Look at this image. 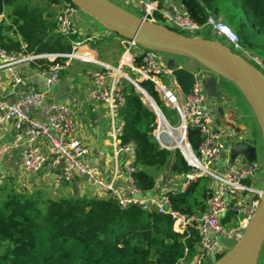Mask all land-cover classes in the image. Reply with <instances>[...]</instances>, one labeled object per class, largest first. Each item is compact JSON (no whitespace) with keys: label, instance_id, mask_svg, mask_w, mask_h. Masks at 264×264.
I'll return each instance as SVG.
<instances>
[{"label":"built area","instance_id":"2783aa9c","mask_svg":"<svg viewBox=\"0 0 264 264\" xmlns=\"http://www.w3.org/2000/svg\"><path fill=\"white\" fill-rule=\"evenodd\" d=\"M120 1H128L140 11L139 16L145 20L155 22V14H158L165 26L183 34L189 32V35H194L198 31L209 29L215 39L225 41L223 43L235 53L239 54L236 51H241L242 54L239 55L253 65L262 67V62L257 56L240 47L237 35L224 23L221 16L211 14L204 25H198L191 20L181 0ZM78 11L71 2H64L55 15L56 31L59 34L79 37L71 41L70 53L10 54L0 47V70L4 71L12 88L22 84L24 77L21 67L28 65L30 61L39 57L50 60L56 57L65 58L63 63H54L48 69L37 71L42 79L39 88L22 91L15 100L0 98V124H7L10 128V138L5 142L0 141V164L9 151L17 150L25 173H35L46 167L50 176L59 183H70L74 176L86 175L98 197H112L122 207L135 204L143 210L155 209L159 213L168 214L173 221L172 228L175 232L189 237L190 232L196 230L199 235L194 245L193 257L190 260L183 258L178 264H209L227 249L219 237L237 240L256 209L262 191L255 185L252 177L259 167L256 164L258 162H248L237 156L232 162L227 161L222 169L221 163L228 146L239 141V135L230 126L216 125V106L205 98L201 76L194 74V82L185 94L171 70L163 65L158 53L143 49L133 39L119 35L117 39L121 52L118 63L111 65L97 60L85 47L95 43L96 39H102V34L74 25L73 16ZM73 59L97 65V69L89 73L92 88L88 99L102 104L108 113L112 173L107 179L89 165L88 148L76 136L77 121L74 109L66 102L49 97L51 87L59 81L62 70L67 68ZM136 59H139L140 64H137ZM162 76L169 77L170 87L161 82ZM142 81H150L159 98L176 111L179 122L175 128L184 134L185 149L188 153L183 157L192 168L190 173L175 175L177 179L180 178L177 184L169 185L167 181H162L161 185L157 183L156 187L148 192H142L133 178L136 170L133 164L134 145H122L118 138L123 126L118 111L124 102L125 84L129 83L139 91L143 89L140 85ZM156 117L157 124L153 134L158 144L164 148H176L167 147L160 141V136L165 132L174 138L176 135L163 114L156 113ZM189 127L196 128L200 135L196 152L192 151L187 140ZM44 145L47 146V151L44 150ZM181 148L179 144L182 151ZM120 166L124 167V185L117 182L121 173ZM4 171L8 170L0 171V183L9 175ZM199 175L207 176L212 182V185H209L211 195L205 202L202 215L192 217L172 210L167 193L184 191L188 183ZM229 210H234L236 217L237 213H241L244 218L226 227L223 220L226 215H230Z\"/></svg>","mask_w":264,"mask_h":264},{"label":"trees","instance_id":"16d2710c","mask_svg":"<svg viewBox=\"0 0 264 264\" xmlns=\"http://www.w3.org/2000/svg\"><path fill=\"white\" fill-rule=\"evenodd\" d=\"M64 2L70 3L69 0H0V47L10 54L70 53L71 41L79 37L61 35L55 26L53 7ZM181 2L198 25H204L211 14L221 16L237 35L240 47L261 60L262 67H256L264 73V0ZM6 7L9 11L4 14ZM154 20L162 23L158 14ZM201 32L196 34L202 35ZM99 42L96 39L90 46L94 48ZM64 60L39 57L28 65L41 71ZM136 61L140 64L139 59ZM140 85L171 125L176 111L159 98L150 81H142ZM123 98L118 111L123 126L118 138L122 145H134L136 186L142 192L153 190L157 173L167 167L173 175L190 173L192 168L178 148L158 144L153 134L157 117L144 103L142 93L126 83ZM187 140L196 152L200 144L196 128L187 129ZM181 147L185 152V146ZM208 182L207 176L199 175L184 191L168 192L171 209L186 216L202 215L212 191ZM45 193L22 187L13 175L3 178L0 264H178L195 253L198 232L192 230L189 237L175 232L168 214L143 210L135 204L122 207L112 197ZM258 264H264V244Z\"/></svg>","mask_w":264,"mask_h":264},{"label":"water","instance_id":"95a60500","mask_svg":"<svg viewBox=\"0 0 264 264\" xmlns=\"http://www.w3.org/2000/svg\"><path fill=\"white\" fill-rule=\"evenodd\" d=\"M80 12L91 17L101 27L127 39H133L141 48L183 56L187 63L178 65L174 60L167 67L171 70L183 93L187 94L194 82V74L202 77L203 94L213 102L219 115H223V101L218 91L219 80H226L238 89L253 111L263 141L264 156V73L243 56L235 53L219 39H207L202 35H186L163 23L148 21L112 0H69ZM82 14L73 16V24L79 25ZM198 64L203 69L195 70ZM148 100V107L162 115L155 101L143 89L139 90ZM175 147L179 149L176 143ZM230 161L241 155L248 162L258 161L256 148L246 141L228 146ZM181 154L183 152L179 149ZM2 166L0 164V171ZM87 180V176L83 175ZM264 184V178H263ZM255 211L246 222L237 240L219 237L227 246L225 252L209 264H258L264 244V185ZM140 196L138 195V198ZM228 214L236 215L234 210ZM239 220L244 215L237 213Z\"/></svg>","mask_w":264,"mask_h":264},{"label":"crops","instance_id":"0c3cea01","mask_svg":"<svg viewBox=\"0 0 264 264\" xmlns=\"http://www.w3.org/2000/svg\"><path fill=\"white\" fill-rule=\"evenodd\" d=\"M86 28L90 32L102 34L103 38H106V40H111V37H114L115 38L114 44L117 45L118 39L116 36L111 35L110 34L111 32L102 31L100 29L96 30L97 28L95 29V26L86 27ZM95 47H97V45ZM106 48L109 49L110 47H106ZM94 49L95 48H92L91 46L85 47V50L90 52L93 56H95L96 54ZM118 61H119V57L117 58L116 64L118 63ZM21 69L23 72L22 76L24 77V80L21 85L15 88H12L10 86L6 74L4 73L3 70H0V98L15 100L16 97L22 91H26L31 88L35 89L40 87V83L42 79L40 78L36 70H33L29 65H23ZM96 69L97 68H95L94 70ZM85 70L87 71L75 70L71 73H67V70L64 71L60 75L59 81L51 87L49 92V97L55 98L62 102H66L74 109L75 119L77 121L76 136L79 137L88 148L89 165L93 167L103 178L107 179L112 173V166L110 165L111 135L107 125L108 113L106 108L102 104L88 99V93L92 88V82L89 79V73L91 72V70L88 69ZM217 115L218 118L216 121V125L218 126L229 125L227 123L229 122V119L227 115H225L224 106H223V115H219L218 112ZM169 137L171 140L174 139L172 135H170ZM9 138H10L9 125L0 124V141L5 142ZM183 139L185 140L184 134H182V140ZM43 148L44 150L47 151L46 145H44ZM238 158L244 159V157L241 155H239ZM227 161L232 162L230 161L229 150H227V153H225L224 161L221 163L222 169L225 167V163ZM1 166L2 169L8 171H20V172L23 171L21 167L19 152L17 150L9 151L7 155L4 157ZM120 169H121V173L118 175L117 182L119 184L124 185L125 184L124 167L120 166ZM34 180L35 181L32 182V179H30V181H28V179H25L23 182L20 179V184H23L25 187H27V189L30 187L29 185H32L33 183L39 184L41 188H35V189L45 190L47 189V186L52 187L53 184L50 181L52 180L54 182V185L57 186L59 189L64 188L66 191H74L73 193L78 196H82V194H84L85 192H88L86 195H97L96 191L92 189V186L89 183V181L83 179V177L74 176L71 182L67 183V187L63 186L62 184L58 185L59 182L55 181L50 176V172L46 167H44L39 171V175H37V177H35ZM208 184L211 186L212 182L209 181ZM187 260H190V258H187Z\"/></svg>","mask_w":264,"mask_h":264},{"label":"rangeland","instance_id":"374dc122","mask_svg":"<svg viewBox=\"0 0 264 264\" xmlns=\"http://www.w3.org/2000/svg\"><path fill=\"white\" fill-rule=\"evenodd\" d=\"M112 1H114V2L117 1L122 7L126 8V9H128V7L130 6V7H132V10L134 12L141 15L140 11L138 9H135L134 6H132L128 1L124 2V3H122L120 0H112ZM60 6L53 7L55 14H57V12L59 11ZM128 10H130V9H128ZM132 10H130V11H132ZM8 11H9V7H6L4 14H6ZM78 12L82 14V20L79 21V26H82V27H93V26H95V29L97 28L96 30L100 29L102 31L111 32V31L101 27L91 17L83 14L80 11H78ZM184 33L186 35L191 34L189 32H184ZM110 34L114 35L116 37L118 36V34H116L114 32H111ZM201 34L205 38H209V39H215L216 38L209 31V29H204V31L202 30ZM99 41L100 42L97 43V47H94L95 48L94 50L96 52L95 58L101 62H105V63L111 64V65H116L117 58L119 57V54H120V48H119L120 46L118 44V40H117V45L114 44V42H115L114 37H111V40H106V38H103V36H102V39H99ZM223 42H225V41H223ZM87 46L89 47V45H87ZM106 47H110V48L108 49ZM236 52H238L239 54H242L241 51H236ZM158 54H159V57H160L163 65L166 67H167V64L169 63V61H172V60H174L176 62V64H178V65H184L187 63V60L183 56H180V55H174V54H170L167 52H158ZM84 68L92 71L95 68H97V65L92 63V62H82L80 60L73 59L70 61L69 66L67 68L63 69L62 72L66 71V70H67V73H71L75 70L87 71ZM194 68L196 71H198L199 69H203L198 64H196L194 66ZM62 72H61V74H62ZM160 80L166 86H169V87L171 86L169 77L162 76ZM218 88L220 90L219 92H220L221 97H222V101H223L222 106H224L225 115H227V117L229 119V122H227L229 125H226V126H230L233 129H235V131L239 135V140H242V139H243V141L246 140L248 143L252 144L256 148L257 155L259 156L258 163H256V164L259 165V167L256 169L252 178L255 180V185L259 188H262L264 185L263 184V178H264L263 141H262L260 129L258 127L255 116L253 114V111L250 108L247 100L242 95V93L238 89H235L233 87V85H231V83L227 82L224 79L222 81L219 80ZM166 105L170 107V105H168V104H166ZM210 105L212 106V103H210ZM213 114L216 115V112L213 111ZM178 122H179V120H178V117L176 114L175 117L172 119V121H170L172 126L169 124L172 128L173 133H175V135H177V133H179L175 128L176 125L178 127ZM164 129L166 130V128H164ZM160 141L163 144H165L167 147H171V146L175 147V144H176L174 141H172L170 139V137L168 136V134H166V132L164 134H162V136H160ZM4 173H9V175H14L13 179L14 178H15V180L18 179L17 182L19 184H20V179L23 182L25 179H28V181H30V179H32V182H34L35 177H37V175H39V171H37L35 173H31V174L27 173L29 175H27L23 171H21V172L20 171H7V172L4 171ZM16 176H17V178H16ZM156 176H157L156 178H157L158 185H161L162 181H167L169 183V185H173V184H177L180 180V178L177 179L175 177V175L171 174V172L169 171V167H167L166 169H163L162 171L157 173ZM50 181L53 184L52 187L47 186V189L41 190L42 192H47L45 194L50 193L49 195H52V196H64V195L78 196V195L73 193L74 191H66L64 188L59 189L57 186L54 185V182L52 180H50ZM59 184H62L63 186L67 187V183L61 182V183H58V185ZM20 185H22V187H24L23 184H20ZM29 186L30 187L28 188V190H37L35 188H41V186L39 184H34V183L32 185H29ZM71 193H73V194H71ZM87 193L88 192H85L82 195H86ZM237 220H238V218L236 217V215L230 214V215L225 216L223 223L227 227V226L236 224Z\"/></svg>","mask_w":264,"mask_h":264},{"label":"bare ground","instance_id":"6f19581e","mask_svg":"<svg viewBox=\"0 0 264 264\" xmlns=\"http://www.w3.org/2000/svg\"><path fill=\"white\" fill-rule=\"evenodd\" d=\"M143 100H144V103L146 105H148V100L145 97L143 98ZM182 134H183L182 131L177 133L176 137L172 141L177 142L178 145L180 144L181 146H185V140L184 139L182 140ZM183 153H184V155H188V153L186 151L185 152L183 151Z\"/></svg>","mask_w":264,"mask_h":264},{"label":"flooded vegetation","instance_id":"af4514ba","mask_svg":"<svg viewBox=\"0 0 264 264\" xmlns=\"http://www.w3.org/2000/svg\"><path fill=\"white\" fill-rule=\"evenodd\" d=\"M218 91H220L219 88H218Z\"/></svg>","mask_w":264,"mask_h":264}]
</instances>
